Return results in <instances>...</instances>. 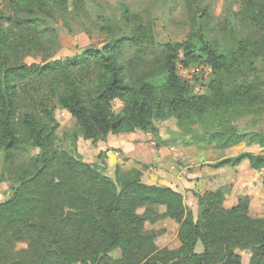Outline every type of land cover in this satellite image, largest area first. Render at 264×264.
Returning <instances> with one entry per match:
<instances>
[{
    "label": "trees",
    "instance_id": "obj_1",
    "mask_svg": "<svg viewBox=\"0 0 264 264\" xmlns=\"http://www.w3.org/2000/svg\"><path fill=\"white\" fill-rule=\"evenodd\" d=\"M69 1L0 0V155L14 182L11 197L0 204V264H242L239 250L250 252L249 264H264V219L251 216L248 197L228 208L224 192L207 191L197 196L194 218L181 193L142 182L147 166L118 167L112 178L105 174V153L88 164L76 145L61 149L56 118L63 110L76 121L73 144L151 133L174 119L196 144L264 148V129L240 132L235 124L264 117V70L256 67L264 61V0H233L240 6L221 27L223 41L210 39L208 0H194L187 41L166 44L145 67L124 56L127 44L153 42L144 26L121 36L118 26L102 29L109 42L72 60L15 62L45 36L42 18L66 10ZM75 1L82 6L84 0ZM123 17L130 26L127 8ZM192 66L213 71L201 96L178 74ZM29 150L39 153L24 160ZM244 162L264 170V155L249 152L212 167L237 171ZM163 221L178 226L176 248H160L163 232L149 228Z\"/></svg>",
    "mask_w": 264,
    "mask_h": 264
},
{
    "label": "rangeland",
    "instance_id": "obj_2",
    "mask_svg": "<svg viewBox=\"0 0 264 264\" xmlns=\"http://www.w3.org/2000/svg\"><path fill=\"white\" fill-rule=\"evenodd\" d=\"M194 0H84L83 5L79 6L75 0H70L66 10L52 9L51 15L42 18L45 29V36H39V40L35 47L25 53H18L14 60L19 64L25 65H45L48 62L56 60H72L81 55L84 51L91 47L102 48L105 43L109 42L110 35L103 32L102 29L117 27V35L121 36L122 30L130 33L139 26L149 29L153 42L142 46L127 44L125 47V59H135L138 64L143 67L155 56L162 53L166 44L184 43L187 41L191 33V10L190 5ZM199 1V0H197ZM202 1V0H201ZM5 4L2 0L1 5ZM209 12L211 15L210 39L223 41L224 35L221 31L223 23L232 18L234 12L240 6L233 0H208ZM127 8L132 15V23L126 25L124 21V9ZM235 25L239 28V23ZM243 38V37H241ZM256 67L264 70V61L259 59L256 61ZM179 76L190 84L193 92L197 96H201L207 92V86L213 80V71L209 67L192 66L187 69L179 68ZM114 110L119 113L122 110V104L116 101ZM56 118L60 124L57 136L59 139V147L65 150L73 151L77 149V143L73 144L71 138L77 133L78 126L72 116L63 110L56 113ZM240 132H252L264 129V117L252 116L245 117L235 123ZM153 139L156 143L166 141V144L174 147H182L188 150L193 146L203 147L206 155L209 151L215 150L216 157H212V162H219L222 156L227 155L226 151L210 148L206 144L193 143L189 138L183 137L182 132L177 126L176 120L172 119L164 123H157V128L152 131ZM165 144V142H164ZM194 148V147H193ZM237 154L244 153L249 150V146L236 147ZM253 154L264 155L263 152H257L254 149ZM39 150H29L24 152V160L35 157ZM191 159L193 151H187ZM231 154H235L231 152ZM221 155V156H220ZM213 156V155H212ZM186 161L185 163H189ZM6 165L3 155H0V204L8 200L12 195L14 187L13 176L6 172ZM248 162L243 163L240 172L237 175L236 185L243 191H235L232 189L226 195V206L228 208L237 203L240 197H248L251 202V216L253 218L264 219V170L251 172ZM257 172V173H256ZM107 175V171L105 170ZM109 176V175H107ZM234 176L233 179H234ZM109 177H112L110 175ZM114 178V175L113 177ZM232 179V180H233ZM229 185V186H230ZM248 194L244 196L243 194ZM243 196H239V195ZM190 206V207H189ZM187 206L194 218H197L199 208L197 206ZM156 231L163 232V235L157 240L160 248L178 246V226L170 221H163L155 226L149 227ZM202 246L199 245L197 251L202 252ZM238 253L242 258V264H249L251 254L249 251L239 250ZM113 259L120 257L119 252L112 254Z\"/></svg>",
    "mask_w": 264,
    "mask_h": 264
},
{
    "label": "crops",
    "instance_id": "obj_3",
    "mask_svg": "<svg viewBox=\"0 0 264 264\" xmlns=\"http://www.w3.org/2000/svg\"><path fill=\"white\" fill-rule=\"evenodd\" d=\"M246 146L241 144L237 147ZM182 147L176 148L166 144V141L157 144L150 132L136 131L131 134L109 135L105 140L98 142L79 138L77 152L88 164L99 163V155L105 153L107 175L112 177L118 167L123 171H130L147 166L148 169L143 172L142 182L149 186L171 188L181 193L187 206L191 202V206L198 207L197 196H202L207 191H222L227 195L230 184H234L232 189L235 191H242L236 185L237 175L234 174L240 172L243 164L237 171L231 168L216 170L212 166L218 162L211 160L214 155L218 157L215 150L209 151L206 155L201 146L189 147L188 150ZM189 149L193 154L188 161ZM254 149H258L257 152L264 151V148L252 145L249 146L250 151L246 152H256ZM226 152L227 155L222 156L220 161L239 155L236 153V147ZM231 152L235 154L232 155ZM186 161L189 163L186 164ZM251 172L255 173L253 169Z\"/></svg>",
    "mask_w": 264,
    "mask_h": 264
},
{
    "label": "built area",
    "instance_id": "obj_4",
    "mask_svg": "<svg viewBox=\"0 0 264 264\" xmlns=\"http://www.w3.org/2000/svg\"><path fill=\"white\" fill-rule=\"evenodd\" d=\"M182 69H185V68H182Z\"/></svg>",
    "mask_w": 264,
    "mask_h": 264
}]
</instances>
